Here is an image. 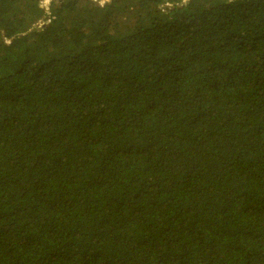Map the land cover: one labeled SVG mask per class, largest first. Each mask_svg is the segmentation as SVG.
Wrapping results in <instances>:
<instances>
[{
    "label": "trees",
    "instance_id": "trees-1",
    "mask_svg": "<svg viewBox=\"0 0 264 264\" xmlns=\"http://www.w3.org/2000/svg\"><path fill=\"white\" fill-rule=\"evenodd\" d=\"M0 0V264H264V0Z\"/></svg>",
    "mask_w": 264,
    "mask_h": 264
},
{
    "label": "rangeland",
    "instance_id": "rangeland-1",
    "mask_svg": "<svg viewBox=\"0 0 264 264\" xmlns=\"http://www.w3.org/2000/svg\"><path fill=\"white\" fill-rule=\"evenodd\" d=\"M49 1H50V0H48V1H47V0H43V4L48 5V4H49ZM105 1L107 2V1H110V0H105ZM105 1H104V2H105ZM104 2H102V1H97V3H99V4H101V5H103Z\"/></svg>",
    "mask_w": 264,
    "mask_h": 264
},
{
    "label": "water",
    "instance_id": "water-1",
    "mask_svg": "<svg viewBox=\"0 0 264 264\" xmlns=\"http://www.w3.org/2000/svg\"><path fill=\"white\" fill-rule=\"evenodd\" d=\"M97 5H101V4H99V3H96Z\"/></svg>",
    "mask_w": 264,
    "mask_h": 264
},
{
    "label": "clouds",
    "instance_id": "clouds-1",
    "mask_svg": "<svg viewBox=\"0 0 264 264\" xmlns=\"http://www.w3.org/2000/svg\"><path fill=\"white\" fill-rule=\"evenodd\" d=\"M47 1H48V0H47ZM93 1H95V0H93ZM96 2H97V1H96ZM104 3H105V2H104ZM104 3H103V4H104Z\"/></svg>",
    "mask_w": 264,
    "mask_h": 264
}]
</instances>
